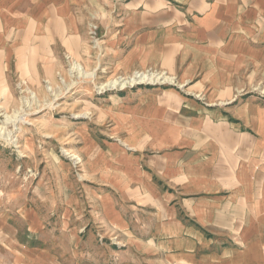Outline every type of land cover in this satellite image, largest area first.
<instances>
[{
    "label": "crops",
    "instance_id": "1",
    "mask_svg": "<svg viewBox=\"0 0 264 264\" xmlns=\"http://www.w3.org/2000/svg\"><path fill=\"white\" fill-rule=\"evenodd\" d=\"M0 9L7 26L34 28L36 66L53 67L62 51L84 56L88 12H105L112 63L183 68L179 88L200 78L185 93L202 101L163 91L136 107L144 125L128 149L153 153L139 157L134 219L121 217L120 264H264V95L252 89H264V0H0Z\"/></svg>",
    "mask_w": 264,
    "mask_h": 264
},
{
    "label": "rangeland",
    "instance_id": "2",
    "mask_svg": "<svg viewBox=\"0 0 264 264\" xmlns=\"http://www.w3.org/2000/svg\"><path fill=\"white\" fill-rule=\"evenodd\" d=\"M104 15L88 12L84 56L62 51L45 69L30 57L34 28L7 26L0 9V264H120L121 217L134 219L139 157L153 153L128 149L130 130L142 120L137 105L163 91L204 100L185 93L198 76L178 87L183 68L112 63ZM72 65L94 78L80 77ZM150 70L174 80L100 89ZM149 140L142 145L154 150Z\"/></svg>",
    "mask_w": 264,
    "mask_h": 264
},
{
    "label": "bare ground",
    "instance_id": "3",
    "mask_svg": "<svg viewBox=\"0 0 264 264\" xmlns=\"http://www.w3.org/2000/svg\"><path fill=\"white\" fill-rule=\"evenodd\" d=\"M79 65L81 67H83V65L78 64V66ZM78 66L75 68L72 65V67H73L72 69H75V72L78 73L80 75V77H82V78H94L93 72H89L87 70H85V72H82L83 69L81 67H78ZM84 69H86V68L84 67ZM163 79L166 82H172L174 80V77H172V76H166L165 77L163 73L151 71V70L150 71H137L128 77H124V78L117 77V78L108 80V82L100 85V89H101V91H103L107 88L125 87L128 85L137 84V83H145V82L152 83V82L161 81ZM4 136H6L7 139H9L11 137V132L4 133ZM75 157L78 158L79 156H75Z\"/></svg>",
    "mask_w": 264,
    "mask_h": 264
}]
</instances>
